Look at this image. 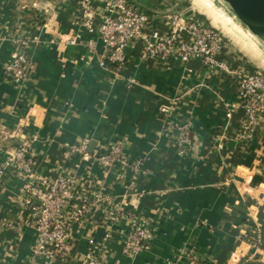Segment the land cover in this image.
<instances>
[{
	"label": "crops",
	"instance_id": "1",
	"mask_svg": "<svg viewBox=\"0 0 264 264\" xmlns=\"http://www.w3.org/2000/svg\"><path fill=\"white\" fill-rule=\"evenodd\" d=\"M128 1L163 29L166 18L180 15L177 8L190 0H163L159 11L136 4L152 0ZM194 1L224 34L220 59L232 66L264 60L257 44L210 0ZM101 10L96 2L95 24ZM197 13L182 14L201 22ZM82 20L72 0H0V163L26 140L36 155V177L66 171L81 194L100 196L79 222H71L67 256L43 259L31 253L35 231L17 201L28 178L7 169L0 184V264H83L90 253L100 264H188V250L199 264H227L234 251L242 264H264V115L255 135L244 133L233 79L207 71L198 60L184 66L143 58L136 44L120 73L102 68L99 42L95 53L80 43L59 44L61 34L82 30ZM94 36L85 33L84 40ZM21 41L30 66L27 79L15 84L3 69ZM186 120L193 145L187 156H178L169 127ZM85 137L86 150L118 145L142 174L117 167L107 174L64 147ZM107 206L123 215L115 225L104 215ZM129 221L146 222L153 236L133 259L122 253Z\"/></svg>",
	"mask_w": 264,
	"mask_h": 264
},
{
	"label": "built area",
	"instance_id": "2",
	"mask_svg": "<svg viewBox=\"0 0 264 264\" xmlns=\"http://www.w3.org/2000/svg\"><path fill=\"white\" fill-rule=\"evenodd\" d=\"M72 1L82 13V30L61 34L58 37L59 44L72 46L80 43L89 52L95 53L99 42L103 48V56L98 64L102 68L113 66L115 73L123 70L127 52L136 44L141 46L143 58L160 62L178 61L184 66L191 60H198L207 71L225 73L233 79L242 110L243 132L251 135L259 127L264 115V72L245 70L243 64L232 66L220 59L225 37L218 28L205 26L176 14L168 16L163 29H160L154 27L149 16L128 0ZM96 2L102 3L97 24L94 23L93 16ZM85 33L95 36L84 40ZM26 48L24 41L17 43L4 65L6 78L15 84H22L28 76L30 59ZM185 70L187 73L191 72L187 67ZM130 83L135 82L131 80ZM159 111L169 117L167 109L160 108ZM232 112V108L228 107L225 114L227 119L231 118ZM169 129L175 153L178 156H187L193 145L191 124L186 120L171 125ZM217 142V147L221 149L222 137L217 138ZM88 143L89 139L85 137L74 144L65 143L64 147L70 153L81 155L83 160L92 159L107 174L116 167L120 171L130 169L136 177L142 174L139 163L125 157L118 145L98 148L90 155L86 152ZM35 165L36 155L31 143L21 141L0 163V184L7 169H13L19 176L28 178L19 189L17 201L23 212H29L28 221L35 231L31 253L43 259H64L70 250L71 222H79L90 211L91 201L99 199L100 196L98 193L81 194L73 176L66 171L59 172L51 179L38 178L34 175ZM104 215L111 226L119 218H123L111 206H107ZM123 230L125 240L122 253L126 257L133 259L149 247L153 236L146 222L129 221ZM184 255L188 264H199L194 250H188ZM83 264H100V261L95 254L90 253ZM227 264H242L241 255L237 251L232 252Z\"/></svg>",
	"mask_w": 264,
	"mask_h": 264
},
{
	"label": "water",
	"instance_id": "3",
	"mask_svg": "<svg viewBox=\"0 0 264 264\" xmlns=\"http://www.w3.org/2000/svg\"><path fill=\"white\" fill-rule=\"evenodd\" d=\"M215 1V0H214ZM220 10L240 27L256 44L264 48V0H218ZM237 26V25H236ZM93 144L86 150L93 151Z\"/></svg>",
	"mask_w": 264,
	"mask_h": 264
},
{
	"label": "rangeland",
	"instance_id": "4",
	"mask_svg": "<svg viewBox=\"0 0 264 264\" xmlns=\"http://www.w3.org/2000/svg\"><path fill=\"white\" fill-rule=\"evenodd\" d=\"M147 1V0H146ZM213 4H214V6H216L218 9L220 8V5L218 4V0H210ZM163 2V0H152V2H150V4H149V6H147L146 4H141L140 2H138V1H136V4L137 5H139V7H141L142 9H144V10H147V11H150V10H153V11H159L160 9L158 8L159 7V4L160 3H162ZM188 3H189V5L188 6H186V7H180V8H177V12H182L183 13V11L184 10H190L193 14H195V16H196V12H199V13H197V15L198 16H200L201 18H203V19H201L200 21L201 22H199L198 20H194L193 18V21H195V22H197V23H200V24H202V25H205V26H212V25H214L215 27H219L218 26V24H216L215 22H213V20L208 16V14L205 12V11H203V9H201L200 7H197V5H196V3H195V1L194 0H190V1H188ZM183 4H184V1H183ZM161 6V5H160ZM162 7H164L163 5L160 7V8H162ZM158 8V9H157ZM220 10V9H219ZM220 12H222L221 10H220ZM182 13H180V15H182L183 17H185ZM223 14H224V12H222ZM224 15H226V17L227 18H230V16H229V14H224ZM199 17V18H200ZM198 18V19H199ZM188 19V18H187ZM191 19V20H192ZM197 19V18H196ZM236 27L238 28V29H240L241 31H242V29L240 28V27H242L243 29H245V27H243L241 24H239L238 22H236ZM244 32V31H243ZM245 33V32H244ZM230 35H232L233 37H235L234 35V32H231L230 33ZM232 37V39H234ZM237 39V38H236ZM242 45V44H241ZM257 46H258V48L260 49V51L262 52V54L264 55V48L262 47V46H260V45H258L257 44ZM245 50H247V48L245 49ZM248 51V50H247ZM255 53V52H254ZM247 54L248 55H250L251 56V54L250 53H248L247 52ZM249 56V58L250 59H252V58H254V57H250ZM254 62H250V61H246V59H243V62H242V64L244 65V67H245V70H248V68L251 70V71H253V70H260V71H263L264 72V60H253ZM260 126V125H259ZM259 128V127H258ZM257 128V129H258ZM257 129L254 131V133H251V135H255V133H256V131H257Z\"/></svg>",
	"mask_w": 264,
	"mask_h": 264
},
{
	"label": "trees",
	"instance_id": "5",
	"mask_svg": "<svg viewBox=\"0 0 264 264\" xmlns=\"http://www.w3.org/2000/svg\"><path fill=\"white\" fill-rule=\"evenodd\" d=\"M110 68H113V66H110Z\"/></svg>",
	"mask_w": 264,
	"mask_h": 264
}]
</instances>
